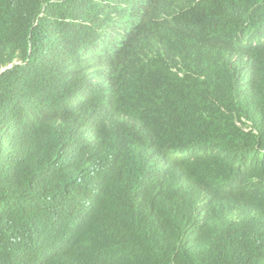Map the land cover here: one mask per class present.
Instances as JSON below:
<instances>
[{"label": "trees", "instance_id": "trees-1", "mask_svg": "<svg viewBox=\"0 0 264 264\" xmlns=\"http://www.w3.org/2000/svg\"><path fill=\"white\" fill-rule=\"evenodd\" d=\"M0 264H264V0H0Z\"/></svg>", "mask_w": 264, "mask_h": 264}, {"label": "clouds", "instance_id": "clouds-1", "mask_svg": "<svg viewBox=\"0 0 264 264\" xmlns=\"http://www.w3.org/2000/svg\"><path fill=\"white\" fill-rule=\"evenodd\" d=\"M12 67V65H9L8 67H5V68H3L1 71H4V70H6L7 68H11ZM243 122H245V120H242ZM240 125V124H239ZM252 128L251 127H244V130L245 131H250Z\"/></svg>", "mask_w": 264, "mask_h": 264}]
</instances>
